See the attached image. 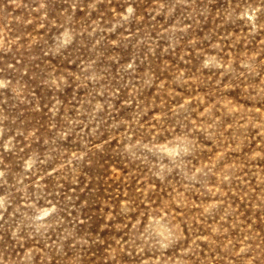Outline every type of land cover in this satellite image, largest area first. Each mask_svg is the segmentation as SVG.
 I'll return each mask as SVG.
<instances>
[{"label": "rangeland", "instance_id": "1", "mask_svg": "<svg viewBox=\"0 0 264 264\" xmlns=\"http://www.w3.org/2000/svg\"><path fill=\"white\" fill-rule=\"evenodd\" d=\"M0 264H264V0H0Z\"/></svg>", "mask_w": 264, "mask_h": 264}]
</instances>
